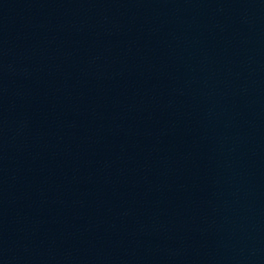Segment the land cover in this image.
<instances>
[{
	"label": "water",
	"instance_id": "water-1",
	"mask_svg": "<svg viewBox=\"0 0 264 264\" xmlns=\"http://www.w3.org/2000/svg\"><path fill=\"white\" fill-rule=\"evenodd\" d=\"M0 264H264V0H0Z\"/></svg>",
	"mask_w": 264,
	"mask_h": 264
}]
</instances>
